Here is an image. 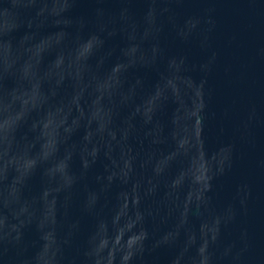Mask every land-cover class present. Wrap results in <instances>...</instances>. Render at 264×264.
I'll list each match as a JSON object with an SVG mask.
<instances>
[{
  "label": "water",
  "instance_id": "water-1",
  "mask_svg": "<svg viewBox=\"0 0 264 264\" xmlns=\"http://www.w3.org/2000/svg\"><path fill=\"white\" fill-rule=\"evenodd\" d=\"M0 264H264V0H0Z\"/></svg>",
  "mask_w": 264,
  "mask_h": 264
}]
</instances>
